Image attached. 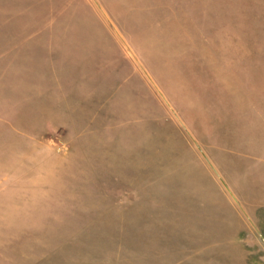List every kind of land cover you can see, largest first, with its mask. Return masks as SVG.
Instances as JSON below:
<instances>
[{"label": "rangeland", "instance_id": "obj_1", "mask_svg": "<svg viewBox=\"0 0 264 264\" xmlns=\"http://www.w3.org/2000/svg\"><path fill=\"white\" fill-rule=\"evenodd\" d=\"M262 154L264 0H0V264H186L197 181Z\"/></svg>", "mask_w": 264, "mask_h": 264}, {"label": "crops", "instance_id": "obj_2", "mask_svg": "<svg viewBox=\"0 0 264 264\" xmlns=\"http://www.w3.org/2000/svg\"><path fill=\"white\" fill-rule=\"evenodd\" d=\"M70 75L72 74L55 73L50 75L51 78L48 79L47 74L41 73L39 83H41L42 87L40 88L45 95L42 94L40 98L41 106H46L48 103L47 107L55 106L58 114L63 113L64 116H70L71 118L77 114L79 105L75 103V90L72 93L64 91L66 82L70 83L72 81V83H75V76L70 77ZM45 82L53 84L46 88L44 87ZM32 83L38 84L36 83V77H34ZM45 89L57 91V95L61 92L60 97L50 100L51 96L43 92ZM70 98L72 99V108L69 106ZM61 99H65L64 103L60 102ZM70 118L66 117L61 120L62 122L58 121L56 123L57 127L71 126V128H74L77 121L69 120ZM260 159L259 161L241 162L245 166L243 164H241L242 166H233L232 169L228 170L229 172L227 171L224 174L216 169L218 176L222 179L233 199L223 188V185L218 183L217 179L205 178L199 180L200 182L197 181L201 184L196 186L195 196L199 197L200 200L192 219H208L216 222L217 225L214 228L210 227L207 231H203L205 229L203 226L200 228L197 225L189 226L190 232L199 235H217L220 238L212 246L200 248V254H197L196 259L190 262L187 261L186 264H258L256 253L261 250L260 240L264 241V239L259 237L258 233L253 230L252 223L249 220L261 219L263 215H260V213L264 214L263 154ZM230 170L232 173H230ZM234 253L235 255H233ZM251 256L253 257L252 260L250 259Z\"/></svg>", "mask_w": 264, "mask_h": 264}]
</instances>
